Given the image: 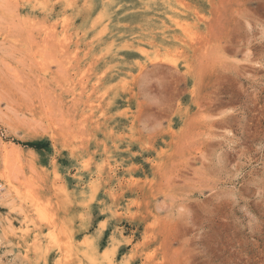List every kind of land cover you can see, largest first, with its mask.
<instances>
[{"label": "rangeland", "instance_id": "obj_1", "mask_svg": "<svg viewBox=\"0 0 264 264\" xmlns=\"http://www.w3.org/2000/svg\"><path fill=\"white\" fill-rule=\"evenodd\" d=\"M0 264H264V0H0Z\"/></svg>", "mask_w": 264, "mask_h": 264}, {"label": "bare ground", "instance_id": "obj_2", "mask_svg": "<svg viewBox=\"0 0 264 264\" xmlns=\"http://www.w3.org/2000/svg\"><path fill=\"white\" fill-rule=\"evenodd\" d=\"M49 32V31H48ZM66 40V39H65ZM61 48V47H60ZM83 82H85V81H83ZM111 130V129H110ZM112 132V131H111ZM111 136V135H110ZM45 210V209H44ZM46 211V210H45ZM39 214V213H38ZM42 214H43V212H42ZM46 220V219H45ZM26 233V232H25ZM55 240H56V238H55ZM57 241H59L58 239H57ZM61 242V241H60ZM40 247V246H39ZM59 248V247H58ZM86 250H87V248H86ZM43 253V252H42ZM93 253V252H92ZM63 255V254H62ZM94 257V256H93ZM59 260H61V259H59ZM90 262V261H89Z\"/></svg>", "mask_w": 264, "mask_h": 264}]
</instances>
